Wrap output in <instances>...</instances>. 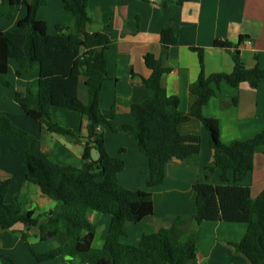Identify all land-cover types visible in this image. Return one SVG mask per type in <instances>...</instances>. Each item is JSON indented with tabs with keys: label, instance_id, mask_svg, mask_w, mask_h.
Returning a JSON list of instances; mask_svg holds the SVG:
<instances>
[{
	"label": "trees",
	"instance_id": "obj_1",
	"mask_svg": "<svg viewBox=\"0 0 264 264\" xmlns=\"http://www.w3.org/2000/svg\"><path fill=\"white\" fill-rule=\"evenodd\" d=\"M61 3L72 15L71 25L56 24V33L49 34L45 22L38 18L39 9L47 4V0H0V18L12 19L17 5L27 8L26 16L18 21L15 28L0 30V82L5 87L11 85L7 76L12 59L20 62L23 68L37 65V84L26 85L25 92H16L12 99L40 128L74 141L84 140L82 165H58L46 154L37 153L35 136L1 115L0 135L25 142L23 148L9 149L21 156L25 180L36 184L43 194L57 203L52 210L43 213L46 220L39 223L32 212L20 210L16 196L10 202L5 201L9 180H1L0 228L13 230L20 224L28 228L37 225L38 237L42 241L64 237L61 246L37 252L28 241V231H21L22 241L37 262L65 255L78 264H187L195 258L197 248L193 239H182L183 228L178 220L156 231L145 228L137 245L121 241L125 236V222L139 223L145 213L152 210L153 201L149 196L118 183L117 175L126 165L122 158L106 152L100 127L106 125L135 139L139 150L148 159L144 173L147 175V187L153 188L164 182L166 165L171 160L196 162L200 135L182 134L178 130L179 123L195 118L208 133L212 150L211 169H219L220 175L218 184L198 181L192 185L195 203L191 217L198 223L245 224L242 239L232 245L251 264L264 263V188L252 197L249 187L239 184L251 171L254 154L264 152V131L225 144L219 138L218 120L202 114L203 106L216 94L221 82L233 88L245 82L256 88L264 84V67L258 64L245 67L236 44L216 39L215 47L233 50V69L230 73L206 75L199 50L201 72L190 90L194 100L190 110L183 112L179 109L178 97L168 95L161 87V77L167 70L161 67L159 59L146 54L145 64L151 74L142 78V82L151 95L142 103L131 105L130 114L136 121L135 126H115V112L99 106L102 85L108 79L105 51L111 39L104 32L90 33L86 30L91 21L89 0H61ZM166 3L167 0H163L161 6L165 7ZM177 38L178 27L170 22L161 31L162 52L176 45ZM16 74L19 76L21 72ZM81 76L85 78V103L78 94ZM236 101L233 97L231 102L235 104ZM52 107L75 111L83 116L87 120L86 136H79L58 124L51 115ZM92 147L100 153L98 160L91 159ZM88 210L110 217L101 248L91 245L96 227L86 218Z\"/></svg>",
	"mask_w": 264,
	"mask_h": 264
},
{
	"label": "crops",
	"instance_id": "obj_2",
	"mask_svg": "<svg viewBox=\"0 0 264 264\" xmlns=\"http://www.w3.org/2000/svg\"><path fill=\"white\" fill-rule=\"evenodd\" d=\"M162 1L89 0L91 21L86 30L90 33L104 32L111 39L105 51L108 79L102 85L99 106L115 112V126H135L136 121L130 114L131 105L142 103L151 95L142 82V78L151 74L144 60L146 54L159 59L161 67L167 70L161 77V87L168 95L178 97L179 109L183 112L190 110L194 100L190 90L201 72L199 50L206 75L230 73L233 69V50L215 47L213 43L216 39L236 44L245 67L251 68L255 64L264 67V0H167L165 7L161 6ZM26 14L25 6H15L12 19L0 18V30H12ZM38 18L45 22L49 34L56 33V24L71 25L72 22L71 13L63 8L61 0H47V4L39 9ZM170 22L178 27L177 44L163 53L161 31ZM17 71L21 72L19 76ZM7 77L11 83L9 87L0 82V116H7L14 124L34 135L37 153L46 154L58 165L80 167L84 140L74 141L40 128L12 99L16 92L24 93L26 85L37 84V65L23 68L20 62L12 59ZM84 81L81 76L78 94L85 103L87 93ZM233 97L237 99L235 104L231 102ZM50 111L58 124L79 136H86L87 120L79 113L60 107H52ZM202 114L218 120L222 143L250 138L264 131V84L252 88L242 82L233 88L221 82L216 94L203 106ZM100 130L106 152L125 162V169L117 175L118 183L149 196L153 201L152 210L146 212L139 223L125 222V236L121 237V241L137 245L145 228L156 231L178 220L183 228L182 239H193L197 248L195 258L187 264H251L232 245L242 239L245 224L222 221L198 223L191 217L195 203L192 185L198 181L218 184L220 175L219 169H211L209 136L197 119L191 118L178 124L182 134H198L201 137L196 162L171 160L166 165L164 182L153 188L147 187V175L144 173L148 159L139 150L135 139L106 125H102ZM24 145L22 139L0 135V181L9 180L6 202L16 196L20 210L32 212L33 217L43 223L46 220L43 213L52 210L57 202L43 194L36 184L25 180L21 156L9 150L23 148ZM239 184L248 186L252 197L264 188L263 151L254 154L253 167ZM86 218L96 227L91 245L101 248L110 217L88 210ZM21 231H28V241L37 252L50 251L64 242L63 236L55 240H40L37 225L28 228L20 224L13 230L0 228V264H78L65 255L37 262L22 241Z\"/></svg>",
	"mask_w": 264,
	"mask_h": 264
},
{
	"label": "water",
	"instance_id": "obj_3",
	"mask_svg": "<svg viewBox=\"0 0 264 264\" xmlns=\"http://www.w3.org/2000/svg\"><path fill=\"white\" fill-rule=\"evenodd\" d=\"M90 156L92 160H98L100 158V153L95 147H92L90 150Z\"/></svg>",
	"mask_w": 264,
	"mask_h": 264
}]
</instances>
